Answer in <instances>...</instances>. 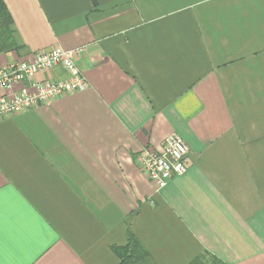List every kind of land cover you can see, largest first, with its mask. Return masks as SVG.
<instances>
[{
    "label": "crops",
    "instance_id": "0c3cea01",
    "mask_svg": "<svg viewBox=\"0 0 264 264\" xmlns=\"http://www.w3.org/2000/svg\"><path fill=\"white\" fill-rule=\"evenodd\" d=\"M0 10V68L82 48L88 84L0 120V264H264V0ZM172 133L188 167L157 190L135 160Z\"/></svg>",
    "mask_w": 264,
    "mask_h": 264
},
{
    "label": "built area",
    "instance_id": "2783aa9c",
    "mask_svg": "<svg viewBox=\"0 0 264 264\" xmlns=\"http://www.w3.org/2000/svg\"><path fill=\"white\" fill-rule=\"evenodd\" d=\"M82 52V48L70 51L53 48L49 52L38 53L31 62H14L0 68V89L8 91L25 81H29V88H32V91L26 88L19 93L1 97L0 120L39 104H49L60 96L87 89L88 84L75 61ZM56 66L63 68L66 74L64 80L31 82L38 72ZM162 147L160 153L143 149L135 160L157 190L165 187L169 180L184 175L188 167V147L179 135L172 133Z\"/></svg>",
    "mask_w": 264,
    "mask_h": 264
},
{
    "label": "trees",
    "instance_id": "16d2710c",
    "mask_svg": "<svg viewBox=\"0 0 264 264\" xmlns=\"http://www.w3.org/2000/svg\"><path fill=\"white\" fill-rule=\"evenodd\" d=\"M7 17H5L4 13L0 10V30H3L6 32L8 22L6 20ZM118 257L120 259L119 264H133L136 261H138L140 258H134L133 256H127L126 253L122 252V249H118Z\"/></svg>",
    "mask_w": 264,
    "mask_h": 264
}]
</instances>
